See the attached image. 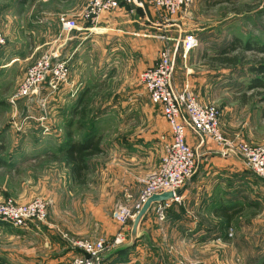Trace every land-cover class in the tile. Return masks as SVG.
I'll list each match as a JSON object with an SVG mask.
<instances>
[{"label":"rangeland","instance_id":"rangeland-1","mask_svg":"<svg viewBox=\"0 0 264 264\" xmlns=\"http://www.w3.org/2000/svg\"><path fill=\"white\" fill-rule=\"evenodd\" d=\"M88 1L72 13L67 10L72 9L73 3L62 0L65 12L57 17L59 35L52 33L46 39L40 34L39 12L51 4L28 0L13 20L25 25L28 34L23 36L16 29L15 35L21 37L23 44L9 53L12 60L3 61L0 57V147L4 148L0 153V207H26L33 201L44 205L42 218L35 215L21 224L0 215V264H42L51 257L54 259L50 264H69L80 255L77 242L103 239L107 245L116 235V207L121 203L131 206L137 198L122 202L118 173L104 174L103 169L109 164L119 165L123 160L119 152L129 153L135 142L139 152L152 136L157 142L151 146L148 162L153 161V169L148 173L158 169L165 125L159 108L147 98L139 75L164 48L175 53L177 85L189 88L195 97L199 94V102L218 109L219 130L225 138L249 146L264 145V105L258 96L250 97L256 90L248 88L251 76L247 67L208 66V60L227 49L233 38L264 45V0H192L174 17L157 13L148 0L135 19H121L109 25L112 17L102 14L92 23L90 33L77 32L71 29L72 22L78 27L90 25L80 18ZM13 2L0 0V7ZM134 26L138 27L135 32ZM0 29L4 48L8 36L1 22ZM78 33L88 48L82 49L86 55L76 60L72 59L68 39ZM188 37L194 42L186 52ZM64 38L67 39L61 40ZM243 54L245 60H250L251 52ZM44 56L48 57V67L40 73L38 89L34 92L30 88L24 93L22 84ZM58 64H63L66 71L61 81L55 77ZM188 69L193 74L188 75ZM194 78L197 79L190 84L188 79ZM85 89L88 90L83 98L77 97ZM81 111L84 118H80ZM87 137L99 139L105 152L87 160L86 184L76 186L63 160L52 161L48 156L59 157L64 143ZM191 147L194 172L200 165V153ZM260 187L258 191L263 196V181ZM263 207L252 206L226 223L222 230H226L228 243H214L211 248L213 253L222 251L223 256L209 263L208 255L207 262L202 263L264 264ZM174 242L175 250L166 242L159 246L158 255L165 260L175 256L177 263H189L179 256L182 243ZM153 259H146L144 264H152Z\"/></svg>","mask_w":264,"mask_h":264},{"label":"crops","instance_id":"crops-1","mask_svg":"<svg viewBox=\"0 0 264 264\" xmlns=\"http://www.w3.org/2000/svg\"><path fill=\"white\" fill-rule=\"evenodd\" d=\"M27 1L28 0L21 3L20 0H14L12 5L6 4L0 7V22L2 23L4 34L8 36L7 44L0 52V57H3V61L12 60L11 57H9V53L17 50L21 43L23 44L21 37H17L14 31L19 30V34L23 36L28 34L25 32V25L20 26L18 21L17 23L13 21L15 20V16L20 15L21 11H23V7ZM70 1L73 3V7L71 10L67 11L73 13V11L77 12L78 8L85 5L88 0ZM146 1L148 3V0H136L138 6H121L120 9L108 14L112 17V20L108 21V24H112L111 22L116 24V22H120L121 19H135L137 17L136 15L143 10ZM42 2H49V4H51V6L39 12L41 14L39 17L42 18V22H39L41 23L40 29L42 30L40 34H44L48 37L46 39H49V35L52 33H58L59 35L57 17L65 11L63 9L62 0H42ZM154 14L156 15L155 18H157V14ZM86 26L88 27L90 25ZM134 27L133 32L138 28L136 26ZM135 35L139 34L135 33ZM72 38L68 39L73 49L72 59L79 60L86 55L82 49L85 47L88 48V44L85 42V39L81 38L79 33L75 34ZM66 39L64 38L61 40L65 41ZM5 48L6 50L4 51ZM2 51H4V53ZM153 64L154 62L147 66L151 67ZM175 75L173 77L174 86L178 90L182 89L177 85L179 82L176 81L177 77H175ZM197 78L188 80L191 84ZM207 91L212 94L214 93L209 89ZM83 93L84 91L77 93V97H82ZM196 97L199 98V94ZM223 118L222 113L220 118L221 126ZM163 123L165 125V138L169 133L168 126L164 120ZM154 139L156 140V137L152 136L150 142L146 143L147 145H145V147L140 148L139 152H137L138 146L135 142V145H133L135 147H133V150L129 153L125 150L119 152L123 158V160L119 161V165L115 163L113 165L109 164L103 169L104 174H106V172L108 175L118 173L119 194L121 195L122 202H125V195L130 197L129 202L137 198L142 188L140 179L153 169V161L150 160L149 163L148 160L149 154H152V147L154 143L157 142L153 141ZM187 141L191 146L198 149L200 153V165L197 171L193 172L192 177L186 182L185 186L179 191L181 201L179 203H171L167 210L166 221L162 224L155 220L154 212L150 210L142 223L141 228L144 232L142 239L129 251L112 254L110 256L109 254L111 251L106 253L103 256L101 264H144L146 259H152L154 257L155 259H153L152 264H176L177 258L175 256L167 257L165 260L162 256L160 257L158 255L159 246L166 242L171 243L174 247L173 250H175L177 246H175L174 241L176 240L182 243V251L179 253V256L187 262H207L208 255H210L209 263L210 261L213 263L214 260H218L219 256L223 255L222 251H214L213 253L212 244H220L222 241H224V244L228 243V240L225 239L227 234L226 230H222V227L226 225L222 213L225 212L229 214L237 209H239L241 213L252 206H264V193H262L263 196H261L258 191L262 188L260 187L262 181L246 170L240 161L232 157H221L213 145L209 143L204 147H198L197 141L192 133H187ZM144 143L145 142L142 144ZM103 152L105 151L102 150L101 155H103ZM240 213L236 214L231 222ZM179 230L183 231L182 234H175L178 233ZM162 247H164V245ZM215 248L217 249V247ZM229 257H231V253ZM53 259L52 257L51 259L46 258L42 264H50Z\"/></svg>","mask_w":264,"mask_h":264},{"label":"built area","instance_id":"built-area-1","mask_svg":"<svg viewBox=\"0 0 264 264\" xmlns=\"http://www.w3.org/2000/svg\"><path fill=\"white\" fill-rule=\"evenodd\" d=\"M192 0H149V4L158 13L167 17H174L181 10L187 8ZM137 5L136 0H89L80 13V18L90 26L78 27L73 22L71 29L83 32H91L92 23L102 14H110L120 9L121 6ZM68 25V22L65 23ZM192 37H188L184 51L188 52L193 43ZM5 44L0 29V52ZM175 53L164 48L159 51L157 59L151 67L140 72L139 79L143 90L150 103L159 108L162 119L168 126L167 137H162V156L157 170L152 171L140 179L142 186L137 199L131 206L119 204L114 213L119 231L106 245L103 239L94 241L86 240L75 244L80 255L75 256L69 264H101L104 254L116 247L123 245L128 236V225L133 219L142 203L152 194L170 191L173 197L170 201L153 206L154 217L157 222H163L171 203H179L181 197L179 191L191 178L194 170L195 155L191 145L187 141V133H192L198 147H204L207 143L213 145L221 157L235 158L243 167L264 183V145L249 146L225 138L219 130L218 109L212 105L199 102L189 88L177 89L174 86ZM37 68L30 71L28 78L22 84L23 92L27 89H38L42 78L40 73L48 67V57ZM42 70L41 72H37ZM188 75L193 74L190 69ZM46 74V72H45ZM66 71L63 64H58L55 72L57 80L61 81ZM178 193V194H176ZM129 200L128 195L124 196ZM44 205L41 201H33L26 207L2 208L0 215L10 217L16 224H21L25 218L43 217ZM37 221H40V219ZM6 221V219H4ZM229 236V234H228ZM177 264H208V263H184Z\"/></svg>","mask_w":264,"mask_h":264},{"label":"trees","instance_id":"trees-1","mask_svg":"<svg viewBox=\"0 0 264 264\" xmlns=\"http://www.w3.org/2000/svg\"><path fill=\"white\" fill-rule=\"evenodd\" d=\"M20 1L21 3H24L26 0ZM239 51L242 53L239 54ZM244 52L252 53L250 60H245ZM238 65H245L251 76L248 88L254 89L256 92L252 93L250 97L258 96L261 100L260 102L264 105V45L249 42L242 43L240 39L233 38L227 49L221 50L219 55L213 56L208 60V66L212 69H226ZM86 90L88 89H85L82 98L87 92ZM81 104L83 105V101H81ZM80 118H84V111L80 112ZM67 135L69 136L70 133L67 132ZM87 138L88 139L82 141H67L64 143L65 148L60 152L59 157L55 155L48 156V159L52 161L63 160L65 166L69 170L72 182L76 186H84L86 184L88 172L87 160L91 157L102 154L99 139L93 140L91 137ZM2 152H4V148L0 147V153ZM238 213H240L239 209L234 210L229 214L223 212L222 217L225 219L226 223H229Z\"/></svg>","mask_w":264,"mask_h":264},{"label":"water","instance_id":"water-1","mask_svg":"<svg viewBox=\"0 0 264 264\" xmlns=\"http://www.w3.org/2000/svg\"><path fill=\"white\" fill-rule=\"evenodd\" d=\"M172 197H173V194L170 191H163L160 193H155L147 197L131 221L128 241L124 245L119 246L116 249L112 250L109 256L112 254H118V253L131 250L135 246V244L139 240L142 239L144 235V232L142 231V228H141L142 223L146 219L151 208L154 205L170 201Z\"/></svg>","mask_w":264,"mask_h":264},{"label":"bare ground","instance_id":"bare-ground-1","mask_svg":"<svg viewBox=\"0 0 264 264\" xmlns=\"http://www.w3.org/2000/svg\"><path fill=\"white\" fill-rule=\"evenodd\" d=\"M154 206H155V205H154ZM152 208H153V207H152ZM152 208H151V210H152ZM133 218H134V217H133ZM131 221H132V220H131ZM131 221H130V223H131ZM130 223H129V224H130ZM129 229H130V228H128V235H129ZM127 241H128V236H127V240H126V242H127ZM126 242H125V243H126ZM125 243H124V244H125ZM124 244H123V245H124ZM121 246H122V245H121ZM116 248H117V247H116ZM116 248H114V249H116ZM114 249H112V250H114ZM112 250H110V251H112ZM110 251H108V252H110ZM108 252H106V253H108ZM106 253H105V254H106ZM105 254H104V255H105ZM102 259H103V258H102Z\"/></svg>","mask_w":264,"mask_h":264}]
</instances>
